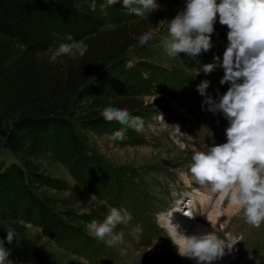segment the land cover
Returning a JSON list of instances; mask_svg holds the SVG:
<instances>
[{"label": "rangeland", "instance_id": "rangeland-1", "mask_svg": "<svg viewBox=\"0 0 264 264\" xmlns=\"http://www.w3.org/2000/svg\"><path fill=\"white\" fill-rule=\"evenodd\" d=\"M185 2L182 0L180 6L162 8L165 13L162 21L151 31L154 33L152 39L137 56L134 50L128 51L124 65L128 69L135 67L139 61H145L167 74L136 69L138 76L146 80L141 87L133 79L115 71L102 86L101 92L79 104L84 109H90L112 97L134 96L141 92L138 98L144 104V129L137 132L129 127L135 139L126 135L122 140L112 139L116 130L111 126L87 127L78 120V105L72 122L78 138L77 145L71 143L68 132L64 130L42 140L34 154L25 151L19 155L6 150L0 152V172L11 164L23 168L22 162L37 169L29 179L28 186L48 199L56 210H71L77 215L90 214L95 220L103 221L111 207L104 198L87 191L91 186L94 188L95 183L117 199L124 196L127 202L132 220L127 224H118L114 229V234L123 232L122 242L109 246L90 234L89 223L84 224L86 233L108 249L110 259L105 262L98 261L97 257L91 263L83 258L65 255L55 243L41 234L39 228L26 224V235L52 259L62 256L66 262L75 260L81 264H193L179 253L166 230L167 216L181 207L180 215H184L188 209L192 212L193 225L203 226L208 233L215 234L225 243L233 237L237 241L230 251L225 249L223 257L212 262L264 264V223L260 227L249 224L243 210L232 201L230 195L214 193L210 185H199L189 171L194 151H206L208 146L226 142L224 130L228 126L227 120L222 113L207 110L208 105L203 103L205 97L198 93L197 85L204 80L210 81L206 91L213 100L217 99L218 94L226 92L229 85L220 84L224 71L214 57L219 56L222 60L228 44V28L219 23L217 15L213 33L216 36L211 35L212 47L209 51H202L195 57L184 53L178 54L177 58L169 57L161 40L169 38V20L183 10ZM103 23L111 27L107 20ZM44 27L53 42L52 55L60 43L68 41L64 40L56 23ZM207 63H217L215 70L209 74L201 70ZM197 70L199 74H196ZM173 79L178 82L176 91L172 89L175 88ZM120 170L126 173V178L122 181L124 184H120L122 187L119 185L117 188L115 184ZM14 187L15 183L9 186L8 195ZM2 196L6 197V194ZM233 204L238 207L231 211ZM122 208L126 209L125 206ZM224 212L231 216L238 215L240 221L249 224L248 233L235 230V221L226 226L213 227L209 224V219L216 214L223 217ZM139 220H143L145 225Z\"/></svg>", "mask_w": 264, "mask_h": 264}, {"label": "trees", "instance_id": "trees-1", "mask_svg": "<svg viewBox=\"0 0 264 264\" xmlns=\"http://www.w3.org/2000/svg\"><path fill=\"white\" fill-rule=\"evenodd\" d=\"M103 2L96 0V10L92 11L91 0H0V152L34 154L42 140L64 130L71 143L77 145L72 123L75 109L85 99L101 92L113 72L120 71V75L133 79L138 86L146 80L138 76L136 69L167 74L145 61L128 69L124 65L128 51L134 50L137 56L146 47L139 45V37L162 21L165 13L162 8L180 6L182 0H156L158 9L143 17L124 9L122 0L108 8H101ZM105 20L111 27L104 25ZM50 23L58 25L66 42V37L71 35L74 41L86 43L87 53L83 57L61 55L51 60L53 42L44 27ZM219 38L215 40L220 41ZM172 83L176 91L178 82L173 79ZM139 94L112 97L90 109L79 105L78 120L92 129L107 126L116 131L125 129V135L133 140L135 136L128 126L115 120L106 121L101 113L104 107L112 105L144 118V104ZM22 165L23 168L11 164L0 172V241L10 250L8 259L13 264H81L75 260L66 262L62 256L52 259L26 235V224L39 228L65 255L91 263L95 257L102 262L110 259L108 249L84 230V224L95 220L93 216L56 210L48 199L28 186L37 169L29 163L22 162ZM117 174L118 188L124 184L126 173L120 170ZM13 183L14 190L8 195ZM87 191L104 198L110 207L125 206L129 210L124 196L117 199L102 191L98 183ZM141 221L145 225L143 220L138 222ZM10 228L15 230L11 243L6 239Z\"/></svg>", "mask_w": 264, "mask_h": 264}, {"label": "clouds", "instance_id": "clouds-1", "mask_svg": "<svg viewBox=\"0 0 264 264\" xmlns=\"http://www.w3.org/2000/svg\"><path fill=\"white\" fill-rule=\"evenodd\" d=\"M117 3L121 0H104L101 8ZM122 7L143 17L159 5L156 0H122ZM91 10H96V0H91ZM217 15L219 23L228 28V44L222 60L219 56L214 60L224 71L220 84L229 86L216 100L207 95L210 81H202L197 91L205 97L203 103L208 105V111L222 113L227 120L226 142L208 146L206 151H194L189 171L199 185H210L212 192L230 195L247 222L260 227L264 223V0H186L183 10L169 20V38H163L161 44L172 58L180 53L195 57L209 51ZM153 35L151 31L142 34L139 45H146ZM66 40L69 42L60 43L52 52L51 60L61 55L83 57L87 53L89 46L82 40L74 41L71 35ZM217 63L204 64L201 70L209 74ZM101 114L106 121H118L137 132L144 129L143 118L132 116L126 108L108 105ZM124 136L125 129H120L112 134V139L122 140ZM131 220L127 209L111 207L102 222L93 220L87 227L91 235L111 246L123 241V232L114 234L116 226ZM172 228L183 242V254L179 253L196 258L198 264H211L237 242L233 237L225 243L213 233L178 236ZM14 237L15 230L8 229L7 241L11 243ZM9 255L10 250L0 241V264H13Z\"/></svg>", "mask_w": 264, "mask_h": 264}, {"label": "bare ground", "instance_id": "bare-ground-1", "mask_svg": "<svg viewBox=\"0 0 264 264\" xmlns=\"http://www.w3.org/2000/svg\"><path fill=\"white\" fill-rule=\"evenodd\" d=\"M209 195L211 196V194L208 193V196ZM205 197H207V196L205 195ZM207 201H209V200L207 199ZM237 207H238L237 205L233 204L230 206V209L232 211L233 209H236ZM185 208H188V207H185ZM180 209H181V207H180ZM180 209H176V211L171 212V214L169 216H167V219H166L167 229L166 230L168 231V234L172 237V240L174 241L175 246L183 254V242H182V240H180L175 235L172 226L174 227L178 236L179 235L189 236V235H193V234H207L208 231H206V229L203 226H198L197 224L193 225L191 223L192 220H194V217L192 215V212L189 209L184 215H180L179 212H182V211H180ZM224 214H225V212H224ZM233 221H235V223H237V225L235 226V230H237V231L245 230L248 233L250 225L245 224V222L240 221L238 215L231 216L230 214H225L223 217H221V216L216 214L214 218H211L208 220L209 224L213 227L219 226V225L220 226H226L227 224H229ZM185 258L193 264H198V261L196 258H188L186 256H185ZM200 264H206V262H200ZM211 264H220V262H211Z\"/></svg>", "mask_w": 264, "mask_h": 264}]
</instances>
